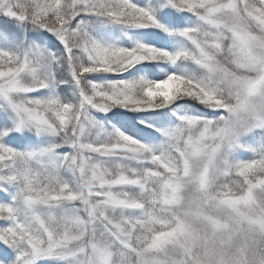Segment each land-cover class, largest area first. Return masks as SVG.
<instances>
[{"label": "snow or ice", "instance_id": "1", "mask_svg": "<svg viewBox=\"0 0 264 264\" xmlns=\"http://www.w3.org/2000/svg\"><path fill=\"white\" fill-rule=\"evenodd\" d=\"M0 264H264V0H0Z\"/></svg>", "mask_w": 264, "mask_h": 264}]
</instances>
